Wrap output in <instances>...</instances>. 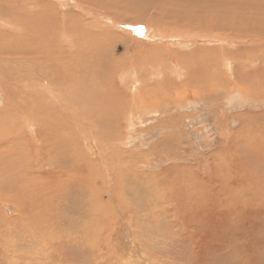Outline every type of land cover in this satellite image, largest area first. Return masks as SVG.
Here are the masks:
<instances>
[{"label":"rangeland","instance_id":"1","mask_svg":"<svg viewBox=\"0 0 264 264\" xmlns=\"http://www.w3.org/2000/svg\"><path fill=\"white\" fill-rule=\"evenodd\" d=\"M153 1L0 0V264H264V0Z\"/></svg>","mask_w":264,"mask_h":264},{"label":"bare ground","instance_id":"2","mask_svg":"<svg viewBox=\"0 0 264 264\" xmlns=\"http://www.w3.org/2000/svg\"><path fill=\"white\" fill-rule=\"evenodd\" d=\"M135 1H136V0H135ZM166 1L169 3V6H170V7H175L176 9H177V7H178V11H177L176 14H183V15H187V14H188V15H190V16H194V15L191 13V7H192V6H195V5H194V0H193V3L191 2V0H174V1L166 0ZM166 1H164V0H154V1H153V2H154L153 4H154V5H158V4H162V5L164 4V5H165ZM203 1H204V0H203ZM214 1H215V0H214ZM216 1H217V0H216ZM216 1L214 2V3H215L214 5H216V4L218 5L217 2H218L219 0H218L217 2H216ZM261 1H263V0H261ZM161 2H162V3H161ZM164 2H165V3H164ZM204 2H205V1H204ZM206 2H207V3H208V2L212 3L211 1H207V0H206ZM219 2H220V1H219ZM255 2H256V1H255ZM136 3H137V2H136ZM207 3H205V4H207ZM223 3H224V2H223ZM259 3H260V2H259ZM134 4H135V3H134ZM208 4H209V3H208ZM208 4H207V6H208ZM221 4H222V3H221ZM111 5H112V4H111ZM199 5L202 6V4H200V2H199ZM219 5H220V3H219ZM247 5H248V4H247ZM249 5H251V4L249 3ZM256 5H258V4H256ZM260 5H261V4H259V6H260ZM131 6L133 7V5H131ZM222 6H223V5H222ZM259 6H258V8H259ZM220 7H221V6H220ZM220 7H219V8H220ZM230 7L233 8L232 6H230ZM247 7H248V6H247ZM260 7H262V6H260ZM263 7H264V6H263ZM228 8H229V5H228ZM228 8H227V9H228ZM236 8H237V7H236ZM256 8H257V7H256ZM166 9H167V7H166ZM246 9H247V8H246ZM259 9H260V8H259ZM91 10H92V9H91ZM124 10H125V9H124ZM170 10H171V9H170ZM220 10H223V11H225V13H226L229 9H228V10H225L224 8L221 7ZM231 10H232V9H231ZM231 10H230V11H231ZM243 10H244V9H243ZM253 10H254V9H253ZM255 10H256V9H255ZM129 11H130V10H129ZM171 11H172V10H171ZM234 11H237V10H234ZM262 11H263V9H262ZM130 12H131V11H130ZM232 12H233V10H232ZM242 12H245V10L242 11ZM255 12H257V10H256ZM259 12H260V11H258L257 13H259ZM144 13L147 15V12H144ZM165 13H166V12H165ZM220 13H221V12H220ZM234 13H235L234 15H236L238 12H234ZM240 13H241V12H240ZM245 13H246V12H245ZM263 13H264V12H263ZM263 13H262V14H263ZM106 14H107V13H106ZM106 14H105V15H106ZM238 14H239V13H238ZM241 14H242V13H241ZM241 14H240V15H241ZM108 15H109V14H108ZM220 15H221V14H220ZM227 15H228V16H227L228 18H232V17H233V16L230 17V16H229V13H228ZM230 15H231V14H230ZM232 15H233V14H232ZM243 15H244V14H243ZM246 15H247V14H246ZM246 15H245V16H246ZM263 15H264V14H263ZM190 16H188V18H190ZM222 16H223V15H222ZM115 17H116V16H115ZM200 17L202 18V16H200ZM255 17H257V16H255ZM108 18H109V17H108ZM142 18H144V17H142ZM191 18H192V17H191ZM194 18H195V16H194ZM197 18H198V17H197ZM197 18H196V19H197ZM235 18H237V16H235ZM242 18H243V17H242ZM258 18H259V16H258ZM258 18H256V19H258ZM260 18H262V17L260 16ZM260 18H259V20H261ZM263 18H264V17H263ZM263 18H262V21H263ZM146 19H147V17H146ZM202 19H205V18H202ZM208 19H209V18H208ZM208 19H205V20H208ZM213 19H214V18H213ZM238 19H239V18H238ZM114 20H115V19H114ZM116 20H119V19L116 18ZM148 20H149V19H148ZM194 20H195V19H194ZM194 20H193V21H194ZM200 20H201V19H200ZM205 20H203V21H205ZM119 21H120V20H119ZM185 21H187V20H185ZM197 21H198V20H195V22H197ZM201 21H202V20H201ZM203 21H202V22H203ZM221 21H222V20H221ZM251 21H252V20H251ZM262 21H261V22H262ZM120 22H123V21H120ZM202 22H201V23H202ZM227 22H228V21H227ZM230 22H231V21H230ZM123 23H124V22H123ZM123 23H122V24H123ZM132 23L135 24V21H134V22L131 21V22H128V23H125V24H132ZM143 23H144V22H143ZM197 23H199V22H197ZM72 24H73V23H72ZM151 24H152V23H151ZM183 24H184V23H183ZM262 24H264V23H262ZM180 25H181V24H180ZM74 26H75V25H74ZM257 26H258V25H257ZM10 27H11V26H10ZM180 27H181V26H180ZM259 27H260V26H259ZM259 27H258V28H259ZM146 31H147V30H146ZM52 32H54V31H52ZM90 32H91V31H90ZM55 33H56V32H55ZM126 33H127V32H126ZM147 33H148V32H147ZM189 33H190V32H189ZM191 33H192V32H191ZM191 33H190V34H191ZM92 34H93V33H92ZM84 35H85V34H84ZM156 35H159V34H156ZM147 36H149V35H147ZM151 36H152V35H151ZM159 37L161 38V36H159ZM41 38H42V37H41ZM41 38H40V39H41ZM151 38H152V37H151ZM163 38H164V37H163ZM42 39H43V38H42ZM78 39H79V38H78ZM152 39H153V38H152ZM155 39H156V38H155ZM100 40H101V39H100ZM44 41H45L46 43L48 42V40L46 41V39H45ZM44 41H43V42H44ZM60 41H61V40H60ZM46 43H44V44H46ZM41 44H43V43H41ZM47 47H49V46L46 45V46L44 47V48H45V51H46ZM40 50H42V52L40 53V56H38V58L42 59L43 57H45V54L43 53V48L40 47ZM37 51H38V50H37ZM54 51H55V50H54ZM47 52H48V50H47ZM49 52H50V51H49ZM48 63H50V62H48ZM36 65H38V64L35 62L33 66L35 67ZM48 66H49L50 70H51L52 68H54V67H53L54 65L51 66V64H49ZM202 66H203V65H202ZM173 67H174V66H173ZM43 69H44V68H43ZM139 69H140V68H139ZM54 70H55V69H54ZM144 71H145V70H144ZM47 72H48V71H47ZM121 72H122V71H121ZM133 72H134V71H133ZM176 72H177V71H176ZM31 73H32V72H31ZM34 73H35V72H34ZM34 73H33V74H34ZM51 73H52V72H51ZM119 73H120V72H119ZM136 73H137V72H136ZM137 74H138V73H137ZM177 74H178V73H177ZM36 75H37V74H36ZM175 75H176V74H175ZM37 76H38V75H37ZM44 76H45V75H43L42 77H44ZM50 76L53 77V75H51V74H50ZM136 76H137V75H136ZM177 76H178V75H177ZM179 76H180V75H179ZM48 77H49V76H48ZM54 77L57 78V79H55V80L58 82L59 73H58V76H54ZM133 77H135V76H133ZM46 80H47V79H46ZM60 80H62V76L60 77ZM47 81H48V80H47ZM136 82H137V81H136ZM188 82H189V81H188ZM60 84H61V85H64V83H60ZM114 93H115V92H114ZM54 100H55V99H54ZM23 102H24V101H23ZM19 103H20V102H19ZM49 103H50V102H49ZM46 105H47V104H46ZM48 106H49V105H48ZM40 107H41V106H40ZM55 107H56V106H55ZM50 108H51V107H50ZM50 108H49V109H50ZM53 108H54V107H53ZM50 110H53V109H50ZM33 113H34V112H33ZM38 115H39V114H38ZM42 115H43V114H42ZM51 115H52V114H51ZM53 115H55V114H53ZM44 117H48V115L46 114ZM49 117H50V116H49ZM36 119H37V118H36ZM34 133H35V132H34Z\"/></svg>","mask_w":264,"mask_h":264}]
</instances>
